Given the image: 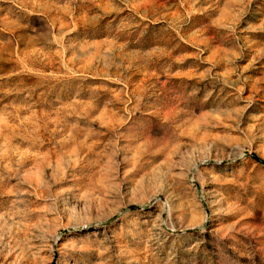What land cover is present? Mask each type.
Masks as SVG:
<instances>
[{
	"label": "rangeland",
	"instance_id": "rangeland-1",
	"mask_svg": "<svg viewBox=\"0 0 264 264\" xmlns=\"http://www.w3.org/2000/svg\"><path fill=\"white\" fill-rule=\"evenodd\" d=\"M0 264H264V0H0Z\"/></svg>",
	"mask_w": 264,
	"mask_h": 264
}]
</instances>
